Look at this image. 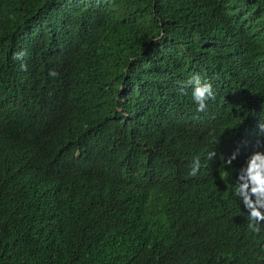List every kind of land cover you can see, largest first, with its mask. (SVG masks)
Instances as JSON below:
<instances>
[{"label":"trees","instance_id":"1","mask_svg":"<svg viewBox=\"0 0 264 264\" xmlns=\"http://www.w3.org/2000/svg\"><path fill=\"white\" fill-rule=\"evenodd\" d=\"M261 122L264 0H0V264H264Z\"/></svg>","mask_w":264,"mask_h":264},{"label":"clouds","instance_id":"2","mask_svg":"<svg viewBox=\"0 0 264 264\" xmlns=\"http://www.w3.org/2000/svg\"><path fill=\"white\" fill-rule=\"evenodd\" d=\"M24 52L14 54L16 60L23 59ZM26 70V65H21ZM49 75L56 77L55 71H50ZM192 87V99L197 105V111L203 112L207 108V103L210 100H215V93L212 84L203 80L200 75H194L186 82H182L181 91L185 88ZM256 125V124H255ZM259 134L264 135V122L258 125ZM238 153H233L224 161L225 167H230L232 162L237 158ZM216 156V152L212 151L209 154L211 160ZM200 168L199 158L194 160L190 175L195 176ZM237 176L235 180L234 195L238 196L244 208L248 212L249 224L248 228L255 234H260V224L264 223V152H254L252 155H244L237 165ZM254 198V199H253ZM239 200V199H238Z\"/></svg>","mask_w":264,"mask_h":264}]
</instances>
